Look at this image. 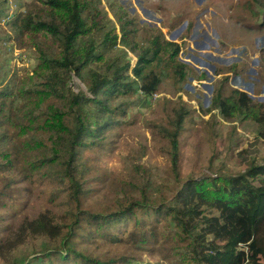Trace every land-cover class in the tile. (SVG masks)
<instances>
[{
	"label": "rangeland",
	"instance_id": "rangeland-1",
	"mask_svg": "<svg viewBox=\"0 0 264 264\" xmlns=\"http://www.w3.org/2000/svg\"><path fill=\"white\" fill-rule=\"evenodd\" d=\"M37 4L38 0H0V67L4 65L0 90L12 88L14 97L37 57L28 48L29 41L14 31L13 21ZM99 7V17L115 27L119 40L123 21L130 23L129 37L136 35L139 45L159 31L171 40L176 35L179 57L190 62L196 79L179 85L176 78L165 77L157 91L140 102L132 101L137 97L133 93L121 120L95 139L104 142L88 140L79 150V174L85 189L82 201L88 214L118 212L144 191L148 203L157 207L175 199L190 180L231 176L253 162L264 163V110L251 119H244L242 113L226 117L217 109L207 112L219 86L223 98L240 87L254 90L253 82L256 89L264 86V0H101ZM127 49L132 57L131 73L138 58L135 48ZM151 70L159 72L156 64L145 72ZM202 70L208 77L199 80ZM71 84L76 91H87L75 74ZM253 99L264 104L263 93ZM182 105L189 113L179 135L176 171L160 135H153L151 123L168 124L174 108ZM2 132L6 137L0 148V264H181L176 249L184 242L167 217L155 211L145 216L139 210V223L125 219L108 225L86 218L71 239L66 230L56 238L25 231V221L46 212L64 228L70 221L65 214L67 199L64 194L51 200L53 185L35 175L26 176L20 166L3 167L9 160L5 155L11 154L14 161L16 154L12 146L8 151L2 149L12 141L13 129L6 126ZM256 234L264 247V215L256 223ZM70 248L80 259L48 256L68 253ZM260 263L264 264V258Z\"/></svg>",
	"mask_w": 264,
	"mask_h": 264
},
{
	"label": "trees",
	"instance_id": "trees-1",
	"mask_svg": "<svg viewBox=\"0 0 264 264\" xmlns=\"http://www.w3.org/2000/svg\"><path fill=\"white\" fill-rule=\"evenodd\" d=\"M38 1L34 9L13 21L14 31L29 41L28 48L34 49L37 63L19 83L15 97L12 88L0 90V132L6 126L13 129L12 141L2 149L8 151L12 146L16 154L14 161L11 154H6L9 160L3 167L20 166L26 176L50 182L51 200L65 194V214L70 221L60 227L55 223L57 217L46 212L25 221L23 229L51 238L66 230L67 239H71L86 218L108 225L125 219L139 223V210L145 216L155 211L167 217L184 242L176 249L181 264H262L264 247L258 242L256 223L264 215V163L253 162L244 172L231 176L190 180L175 199L157 207L148 203L144 191L118 212L88 214L82 201L85 189L79 174V150L88 140L104 142L95 139L102 138L112 123L121 120L123 107L133 93L137 97L132 101L140 102L157 91L163 78L172 76L179 85H188L196 79V73L190 62L179 57L180 43L167 39L162 31L139 45L136 35L129 37L130 23L123 21L119 40L115 27L107 26L99 17L101 0ZM129 47L135 48L138 58L131 73ZM97 61L104 62L98 65ZM153 64L159 72L146 73ZM74 74L85 83L87 91L73 88ZM207 77L205 70L198 72L199 80ZM219 87L207 112L217 109L226 117L242 113L244 119H251L264 110V104L253 99L249 91L240 87L223 98ZM10 96L13 98L8 103L6 98ZM188 113L182 105L174 108L168 124L151 123L153 135H160L176 171L179 135ZM5 137L6 132L0 133V148ZM146 182L150 187L151 182ZM122 189L131 192L125 185ZM209 235L213 239H208ZM54 254L62 260L71 256L80 259L71 248L68 253L48 256Z\"/></svg>",
	"mask_w": 264,
	"mask_h": 264
},
{
	"label": "crops",
	"instance_id": "crops-1",
	"mask_svg": "<svg viewBox=\"0 0 264 264\" xmlns=\"http://www.w3.org/2000/svg\"><path fill=\"white\" fill-rule=\"evenodd\" d=\"M260 80H261V79H260ZM253 83H254V90L250 89V90L253 91V92L250 93V94H252V96H253L254 98H260V96L262 95V93L264 94V86L259 87L258 89H256V87H255V82H253ZM241 89L244 90L243 88H241ZM258 92H259V94H258Z\"/></svg>",
	"mask_w": 264,
	"mask_h": 264
},
{
	"label": "water",
	"instance_id": "water-1",
	"mask_svg": "<svg viewBox=\"0 0 264 264\" xmlns=\"http://www.w3.org/2000/svg\"><path fill=\"white\" fill-rule=\"evenodd\" d=\"M176 37H177V36H176V35H174V36L172 37V38H173V40H174V39H176ZM250 92L252 93V90H250ZM251 95H252V94H251Z\"/></svg>",
	"mask_w": 264,
	"mask_h": 264
}]
</instances>
